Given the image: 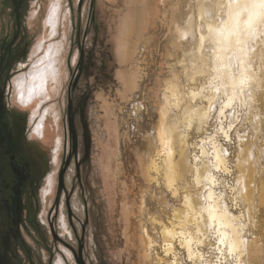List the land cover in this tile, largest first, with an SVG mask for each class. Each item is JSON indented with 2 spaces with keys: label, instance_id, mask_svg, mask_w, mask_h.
<instances>
[{
  "label": "rangeland",
  "instance_id": "1",
  "mask_svg": "<svg viewBox=\"0 0 264 264\" xmlns=\"http://www.w3.org/2000/svg\"><path fill=\"white\" fill-rule=\"evenodd\" d=\"M196 7L0 0V264H264V44L245 64L246 106L222 118L218 67L197 56ZM43 43L63 46L62 83L24 113L13 83L45 56L34 54ZM49 107L43 144L31 137ZM213 145L228 169H213ZM211 189L223 230L203 209ZM235 238L240 254L229 251Z\"/></svg>",
  "mask_w": 264,
  "mask_h": 264
},
{
  "label": "bare ground",
  "instance_id": "2",
  "mask_svg": "<svg viewBox=\"0 0 264 264\" xmlns=\"http://www.w3.org/2000/svg\"><path fill=\"white\" fill-rule=\"evenodd\" d=\"M196 1H197L196 8L198 15V28H196L197 29L196 48L198 53L197 56L199 57V60L202 62V64H206V65L209 61V58L211 57V60H213L216 64V67H218V69L216 70L215 78L219 79L220 82L218 85L219 86L218 90L220 94L224 96L223 99L225 98L224 104L220 105L221 109L219 111V114L222 118H226L225 111L229 106L234 104V102L238 101L240 102L241 105L246 106V98L244 99L243 97L244 94L243 88L247 89L246 81L248 78L251 79L252 77L250 78L251 74L250 75L247 74L245 70V66H246L245 64L248 65L253 61L252 60L253 55L251 59L249 58V56L250 53L251 52L253 53L254 51V45L260 42L264 44V27H260L259 29L253 31H246L242 24L237 23V20L242 17L244 6L246 4H251L252 0H210L211 5L210 4L208 5V3H210L208 0H196ZM150 2L152 3V1ZM58 4L59 3L57 4L55 3V6L51 10L52 12L49 18H47L48 20L46 22V24L50 27V30H52L53 35L57 34L58 31L57 27L60 18L59 17L60 15L58 14L60 7L58 8ZM249 10L252 11V9ZM255 11L258 12L261 10L257 8L255 9ZM191 27L192 26L190 25V28L188 29V21H187L186 28L184 29L178 28L180 37H184L185 41L187 40L185 37L188 36ZM48 38H50V36ZM44 44L45 43L38 45L36 48L37 52L34 54L38 56V54L41 51H44L45 56L43 58L37 59L36 62H34V65L32 66L31 70L27 74L25 73L24 75L22 74V76L20 77L18 76L19 78L13 83L17 91L16 102L22 107L21 108L22 110L24 109L23 110L24 113H27V111L30 110H34V107L37 105L40 107L44 103L47 102L49 103L50 100L52 101L53 98L55 97L56 90L58 91L57 86L59 85V83H62L61 56H62L63 46L61 44H52L49 46V48L46 49ZM236 71H238L240 75L236 76L235 75ZM210 89L211 90L209 91V96H205V99L207 101L209 100L212 104V100L215 97L213 95L216 93V91L215 88L213 89L211 87ZM199 96L200 93L199 94L195 92L192 93L193 98ZM222 102L220 101V103ZM39 107L38 109H40ZM38 111L35 112V114L38 113ZM56 112L57 110L54 107H49L46 109V113L42 116V119H40L41 120L40 123L36 126V128L33 131L34 132L32 136L33 139L37 138V140L41 141L43 144L49 142L52 139L50 132L48 130V125L47 123H45V119L49 114L51 115L52 113H56ZM56 118L58 117L56 116ZM223 133L227 135L226 131H223ZM60 145L61 144L59 142V147ZM217 145L216 146L213 145L214 153L212 157L213 158L212 167L214 170L217 171H221L222 169H226V168L228 169L227 162L223 155V152L218 148L219 146L217 147ZM207 154L209 155V152L206 148H204L203 155H207ZM204 171H206V173H212V171L209 170V167H206ZM207 179L210 183L214 184L215 182L214 177L209 175L206 176V180ZM50 185H52V182L50 183ZM49 187L50 186H48V188ZM48 190L45 191V194L47 195L50 191ZM209 196L212 198L213 204H208L206 208L203 209L207 211L208 216L210 218L209 219L210 227L211 228L213 227V223H212L213 220L215 218H218L220 225L219 228L223 230V227H221V225L224 219L226 222V217H222V215L224 214L220 212L222 211L223 213H225V209H223L221 205L222 200L221 198L217 197L216 193L212 192V189L209 192L208 197ZM192 207L194 208L193 204ZM216 209H218V211L222 215H219ZM64 226H66L65 221H64ZM226 227H227V222L225 224V228ZM239 239L240 238L232 239L231 242L228 243V245L231 246V250L232 248L233 250H235L239 246H241V251H242V245L240 244L241 242L239 241ZM189 249L192 250V247H190V245H189ZM235 251L239 253V250H235Z\"/></svg>",
  "mask_w": 264,
  "mask_h": 264
},
{
  "label": "snow or ice",
  "instance_id": "3",
  "mask_svg": "<svg viewBox=\"0 0 264 264\" xmlns=\"http://www.w3.org/2000/svg\"><path fill=\"white\" fill-rule=\"evenodd\" d=\"M259 8L261 11H255ZM249 9H252L250 11ZM238 24H242L246 31H253L264 27V0H252L251 4L244 6L242 17L237 20ZM231 253V246L229 247Z\"/></svg>",
  "mask_w": 264,
  "mask_h": 264
},
{
  "label": "flooded vegetation",
  "instance_id": "4",
  "mask_svg": "<svg viewBox=\"0 0 264 264\" xmlns=\"http://www.w3.org/2000/svg\"><path fill=\"white\" fill-rule=\"evenodd\" d=\"M18 121H19V120H17V119L14 120V122H15L16 124H18ZM16 124H15V125H16ZM4 127H5V126H4ZM31 139H33V137H31ZM33 140H34V139H33ZM32 143H33L32 140H30V144H31V145H32ZM27 146H28V145H27ZM30 147H31V146H30Z\"/></svg>",
  "mask_w": 264,
  "mask_h": 264
}]
</instances>
